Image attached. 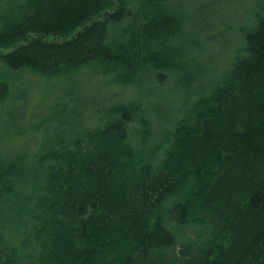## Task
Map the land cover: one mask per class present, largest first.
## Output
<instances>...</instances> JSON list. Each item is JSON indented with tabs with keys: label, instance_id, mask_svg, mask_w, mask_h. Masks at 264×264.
<instances>
[{
	"label": "trees",
	"instance_id": "trees-1",
	"mask_svg": "<svg viewBox=\"0 0 264 264\" xmlns=\"http://www.w3.org/2000/svg\"><path fill=\"white\" fill-rule=\"evenodd\" d=\"M153 1L0 0V105L3 69L64 82L103 66L98 82L127 93L95 105L94 129L62 94L30 127L33 144L0 151V264H264V14L238 0L234 19L205 26L232 1L204 0L188 21ZM244 15V46L217 73L205 33ZM186 91L156 126L166 97Z\"/></svg>",
	"mask_w": 264,
	"mask_h": 264
},
{
	"label": "rangeland",
	"instance_id": "rangeland-1",
	"mask_svg": "<svg viewBox=\"0 0 264 264\" xmlns=\"http://www.w3.org/2000/svg\"><path fill=\"white\" fill-rule=\"evenodd\" d=\"M137 1L142 2L143 0ZM231 1V4L229 3L224 9L219 6L208 10L209 13L204 15V19L207 21L205 26L210 25V18L213 15L221 18L228 17V21L234 19L235 15H237L235 13V4L238 0ZM204 3V0H170L169 3H162L160 0H155L152 2L151 7L160 13H166L168 12V9L173 8V10L178 11L179 14L186 15L188 21L190 15H194L196 9ZM240 4H246L245 6L248 7L249 10L253 9V7H257L259 9L258 11L264 14V0H245L240 2ZM259 7L263 9H260ZM247 15H244L245 17H243L240 22L228 25V27H226L228 30L224 33L223 31L205 33L207 37H214V43L209 46L211 53L209 54L210 58L208 59L214 64V67L217 68V73L223 71V68L227 66V64L233 59L235 53L239 51L238 49L243 48L244 44L243 40L241 41L242 38L239 30L242 26H248L251 24V17ZM247 18H249V20ZM187 23L186 25H189ZM3 71L9 76L8 82L10 83L9 86L11 90L7 100L0 105V151L6 154H11L12 151L27 144H33L34 140L31 138L30 127L35 124V122L43 120L44 116L42 117V113L50 115L53 109L59 108L56 104L61 101L59 96L62 94H65L64 97L68 98L72 95V98L69 99H73L74 101L68 100L69 102L65 104L69 110L75 109L77 106L80 110H84L83 115L87 118L90 117V120L92 121L87 123L86 127L88 129H94L98 125H101V123H99V118H102L103 115L98 114L96 118L93 116H96L95 113L93 114L95 105H102V108L99 107V109L104 113L107 106L120 104L123 101V98L127 95L125 89H119L111 95V91L107 90V85L110 84H107V79L98 82V77L106 71L103 66L81 69L79 70L78 75L69 77V79H64V82L61 78L50 80L44 75L29 71L18 74L11 73L6 69H3ZM216 78V76L211 75L208 79H203L201 84L205 85L208 82L216 80ZM189 91L182 93L183 99L181 100H179V97L174 94L166 97V102L161 105V107L164 108V113H154L151 116V119L156 126L159 127L160 125L162 126L171 121L172 116L165 112L169 110V107H175L177 104L182 106L189 104V102L186 101L188 99L186 96L189 94ZM157 104H159V102L149 100V106H156ZM60 107L62 109L64 108V105H61ZM67 113L68 112L65 114ZM7 114H16V124L10 122L9 117L5 116ZM35 114L41 115L36 119L33 117ZM148 120L149 122L151 121L150 118H148ZM152 123L151 127L153 128ZM16 127L18 128L16 129ZM41 138L42 137H39V140H41ZM16 217V211L7 207L3 222L10 235H15L17 233L18 227L16 225ZM27 263H30V261H27Z\"/></svg>",
	"mask_w": 264,
	"mask_h": 264
}]
</instances>
